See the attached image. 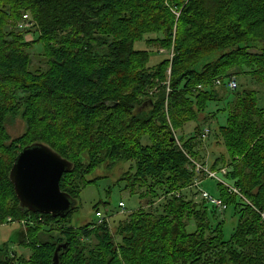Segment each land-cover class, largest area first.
I'll list each match as a JSON object with an SVG mask.
<instances>
[{"label":"trees","instance_id":"1","mask_svg":"<svg viewBox=\"0 0 264 264\" xmlns=\"http://www.w3.org/2000/svg\"><path fill=\"white\" fill-rule=\"evenodd\" d=\"M25 15L31 27L21 29ZM32 30L45 71L29 69L24 32ZM152 33L163 36L144 38ZM139 41L172 56L152 66ZM241 73L264 83V0H0V224H23L19 243L31 250L16 259L0 246V264H53L59 246L58 264H264V109L257 92L229 87ZM217 86L232 99L218 125L224 162L209 168L244 197L217 182L238 216L229 238L215 206L194 201L196 137L176 136L217 100ZM18 115L27 131L11 139L5 124ZM36 142L74 163L60 182L74 198L91 169L134 162L129 179L148 186L140 195L148 207L119 220L115 233L110 220L64 225L78 206L65 217L22 207L10 171ZM157 188L164 196L154 209Z\"/></svg>","mask_w":264,"mask_h":264},{"label":"rangeland","instance_id":"2","mask_svg":"<svg viewBox=\"0 0 264 264\" xmlns=\"http://www.w3.org/2000/svg\"><path fill=\"white\" fill-rule=\"evenodd\" d=\"M29 18H25L24 21L19 23L20 28H30ZM33 30L30 32H24V39L27 42L26 49L32 60L30 70L32 72L45 71L48 69V60L43 49V46L36 43V35L33 34ZM162 34L152 33L146 34L144 38L162 37ZM135 48L147 49L150 52L151 60L150 65L154 66L160 63L164 58L171 57V51L161 47L159 44H145V42H136ZM252 53H260L259 49L252 48ZM250 70V68H247ZM245 67V71L247 70ZM170 71V68H169ZM247 73V71L245 72ZM238 91L253 90L257 92L259 98V104L264 109V83L260 81L258 76L254 74L235 75ZM219 80V79H218ZM217 80V81H218ZM218 98L212 102H208L204 111H200L197 117L184 125V127L176 131V136L180 140H190L196 137L195 146V159L193 161L207 168L211 167L215 159L222 156L219 162L222 160L223 154H225V147L223 146V140L220 136L218 125L226 124V101L232 99V96L227 97V93L220 86H217ZM6 132L12 138H17L24 135L27 131V125L22 116L9 117L5 124ZM200 130L198 134L197 130ZM209 130L207 137L203 136V133ZM148 143V140H145ZM210 169V168H209ZM222 169V168H221ZM220 169V170H221ZM136 173V167L134 162H122V161H107L97 168H93L88 174L84 176V183L86 184L78 198H76V205L78 206L69 216V220L64 223L67 226L80 227L86 224L94 225L99 221L96 212L100 211L104 218L110 219L111 230L115 233L119 220L125 218L130 212L138 209L141 206L148 207L150 198H141L144 196L148 186H141L138 183L133 186L130 179ZM198 183L200 184L201 192L207 191L216 198H219L218 179L205 177L203 174H198ZM195 179V180H196ZM132 180V179H131ZM223 186L227 187L229 182L222 178ZM133 186V187H132ZM228 188V187H227ZM158 195L152 197L155 199L153 208L155 209L160 203V199L164 196L161 189L157 188ZM151 193V192H150ZM151 195V194H150ZM150 197V196H149ZM122 201L124 207H119L118 203ZM194 201L196 204H204L201 193L194 195ZM206 204H208L206 202ZM98 205V208H95ZM212 206V204L209 203ZM227 205V204H226ZM214 208V207H213ZM219 213V217L224 220V235L225 238H229L232 234L234 227L238 222V216L233 213L232 208L224 209L215 207ZM108 213V214H107ZM124 216V217H123ZM106 218V219H107ZM189 229L194 230L195 225L191 224ZM26 235V229L18 222L0 224V246L8 245L9 249L16 255L24 256L30 259L31 250L28 247H24L19 242H22ZM119 240L120 237L116 236ZM84 239V238H83ZM93 244L96 243L94 238L89 240ZM12 261L13 264H18L17 260Z\"/></svg>","mask_w":264,"mask_h":264},{"label":"water","instance_id":"3","mask_svg":"<svg viewBox=\"0 0 264 264\" xmlns=\"http://www.w3.org/2000/svg\"><path fill=\"white\" fill-rule=\"evenodd\" d=\"M74 163L61 156L51 146L36 142L25 146L17 155L10 179L22 207L53 217H65L73 211L76 198L61 189V179ZM56 249L53 264H58Z\"/></svg>","mask_w":264,"mask_h":264},{"label":"built area","instance_id":"4","mask_svg":"<svg viewBox=\"0 0 264 264\" xmlns=\"http://www.w3.org/2000/svg\"><path fill=\"white\" fill-rule=\"evenodd\" d=\"M25 18H29V17L27 15H25ZM216 84L220 85L221 81L220 80L216 81ZM229 87L231 89L236 88L237 87V82L235 80H231L229 82ZM208 134H209V130H206V132L203 133V136L207 137ZM193 162H194V164L196 166L197 174H203L205 177L209 176L211 178L218 179L220 182L222 181V178L219 176V174L217 172L212 171L211 169H209V168H207V167H205L203 165H200V164H198L195 161H193ZM220 172H222L223 174H226L227 169L226 168H222L220 170ZM194 185L199 189V193H201L202 200H205L208 203H210L213 206L218 207V208H224V209L227 208V205L223 202V200L221 198H216L215 196H213L212 194H210L207 191H202L201 192V188H200V184L198 183V179L195 180ZM228 187H229L230 191H232V192L240 195L242 198H244L243 195L241 194V192L239 191V189H237L236 187H233L231 185H228ZM120 205H121V207H124V203L123 202H121ZM96 215H97V217H99V221L97 222V224L102 223L105 220L106 221L110 220L109 218L105 219L100 211H97Z\"/></svg>","mask_w":264,"mask_h":264}]
</instances>
